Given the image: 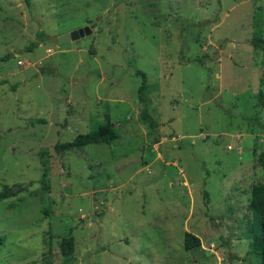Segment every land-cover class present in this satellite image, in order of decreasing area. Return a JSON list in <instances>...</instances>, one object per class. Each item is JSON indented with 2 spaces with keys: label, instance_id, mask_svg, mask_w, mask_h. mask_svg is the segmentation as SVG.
<instances>
[{
  "label": "rangeland",
  "instance_id": "rangeland-1",
  "mask_svg": "<svg viewBox=\"0 0 264 264\" xmlns=\"http://www.w3.org/2000/svg\"><path fill=\"white\" fill-rule=\"evenodd\" d=\"M85 25L61 45L37 36ZM258 26L264 0H0V264L256 263ZM106 115L110 144L55 149Z\"/></svg>",
  "mask_w": 264,
  "mask_h": 264
},
{
  "label": "trees",
  "instance_id": "trees-1",
  "mask_svg": "<svg viewBox=\"0 0 264 264\" xmlns=\"http://www.w3.org/2000/svg\"><path fill=\"white\" fill-rule=\"evenodd\" d=\"M39 42L46 40V34L43 30L37 31ZM252 46L255 49H262L264 44V35L262 34L261 27L255 30L252 36ZM37 45V42H31L27 47V50H33ZM9 58V53L2 57V60ZM137 73L143 78L138 88L139 102L142 104V108L139 112V121L148 127L150 130L155 128L156 121L148 113L146 109L145 90L147 84L145 82V74L141 70H137ZM262 95V92H259ZM264 105V102H263ZM118 137V133L111 125L110 122H104L98 124L97 127L90 129L86 133L78 134L74 139L67 143H56L55 149L68 150L72 148H82L90 143H106L110 144ZM154 142H156L154 140ZM259 163L264 172V152L259 155ZM250 208L253 215L252 228H251V241L248 245V253H254L258 261L254 264H264V182L256 183L251 187L250 196ZM73 236H68L61 241V251L63 255H69L73 250ZM201 241L198 236L191 232H185L183 238V247L185 250L196 248L200 245Z\"/></svg>",
  "mask_w": 264,
  "mask_h": 264
},
{
  "label": "water",
  "instance_id": "water-1",
  "mask_svg": "<svg viewBox=\"0 0 264 264\" xmlns=\"http://www.w3.org/2000/svg\"><path fill=\"white\" fill-rule=\"evenodd\" d=\"M87 23H91V20H87ZM92 26H94V23H92ZM91 28L88 25H85L83 27H79L77 29H73L69 32H66L61 35H46V40L50 41L51 43L55 44H65L70 41L78 40L81 37H84L91 33ZM109 116L106 115V122H109Z\"/></svg>",
  "mask_w": 264,
  "mask_h": 264
},
{
  "label": "built area",
  "instance_id": "built-area-1",
  "mask_svg": "<svg viewBox=\"0 0 264 264\" xmlns=\"http://www.w3.org/2000/svg\"><path fill=\"white\" fill-rule=\"evenodd\" d=\"M19 64H21L22 62L21 61H18Z\"/></svg>",
  "mask_w": 264,
  "mask_h": 264
}]
</instances>
